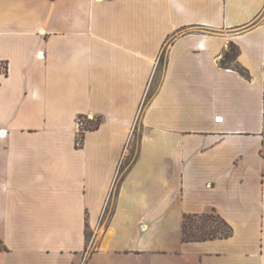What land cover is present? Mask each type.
Returning a JSON list of instances; mask_svg holds the SVG:
<instances>
[{"label":"crops","instance_id":"0c3cea01","mask_svg":"<svg viewBox=\"0 0 264 264\" xmlns=\"http://www.w3.org/2000/svg\"><path fill=\"white\" fill-rule=\"evenodd\" d=\"M1 131L0 264H264V0H0Z\"/></svg>","mask_w":264,"mask_h":264},{"label":"trees","instance_id":"16d2710c","mask_svg":"<svg viewBox=\"0 0 264 264\" xmlns=\"http://www.w3.org/2000/svg\"><path fill=\"white\" fill-rule=\"evenodd\" d=\"M239 47L233 42H229L227 49L223 51L222 57L220 59V66L222 68H231L237 71L242 77L250 78L248 71L239 63ZM165 54L164 51L159 57L157 71L161 70L164 63ZM6 72V68H5ZM86 119L84 122L78 121L80 123L77 146L80 147L83 142V137L85 131L97 129L102 121L100 116H96L95 120L89 119L87 116L80 115L78 117ZM218 221L213 224L208 220L207 214L203 215H185L182 222V239L183 241H203L215 238H227L232 235L231 226L216 214ZM196 219L199 222H195Z\"/></svg>","mask_w":264,"mask_h":264},{"label":"rangeland","instance_id":"374dc122","mask_svg":"<svg viewBox=\"0 0 264 264\" xmlns=\"http://www.w3.org/2000/svg\"><path fill=\"white\" fill-rule=\"evenodd\" d=\"M95 117L96 116H93V117H88L89 119H91V120H95ZM86 119H83V118H79L78 119V121H82V122H84ZM207 216H208V220H210L213 224H216V222L218 221V218L216 217V214L215 213H213V212H211V213H208L207 214ZM195 222H199V220L198 219H196V221Z\"/></svg>","mask_w":264,"mask_h":264},{"label":"built area","instance_id":"2783aa9c","mask_svg":"<svg viewBox=\"0 0 264 264\" xmlns=\"http://www.w3.org/2000/svg\"><path fill=\"white\" fill-rule=\"evenodd\" d=\"M4 69H5V68H4ZM78 124H79V127H80V123H78ZM0 135H1V136H5V135H6V132H5V131H1Z\"/></svg>","mask_w":264,"mask_h":264}]
</instances>
